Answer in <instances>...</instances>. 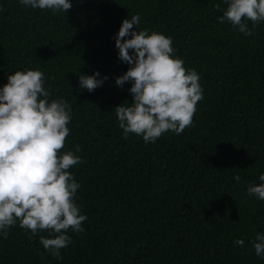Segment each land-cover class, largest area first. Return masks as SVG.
<instances>
[{
	"label": "trees",
	"instance_id": "16d2710c",
	"mask_svg": "<svg viewBox=\"0 0 264 264\" xmlns=\"http://www.w3.org/2000/svg\"><path fill=\"white\" fill-rule=\"evenodd\" d=\"M69 2L64 14L0 0V88L14 72L38 69L49 100L71 106L60 151L84 161L69 171L85 230L67 233L57 260L39 243L47 231L32 236L17 221L0 235V264H264L250 243L264 233V200L247 194L264 174V22H248L251 36L220 23L223 0ZM137 13V30L171 37L173 57L203 89L193 126L154 143L125 139L114 112L132 101L131 83L115 84L129 68L115 36ZM95 71L108 77L103 85L79 89V76Z\"/></svg>",
	"mask_w": 264,
	"mask_h": 264
},
{
	"label": "clouds",
	"instance_id": "9594fccd",
	"mask_svg": "<svg viewBox=\"0 0 264 264\" xmlns=\"http://www.w3.org/2000/svg\"><path fill=\"white\" fill-rule=\"evenodd\" d=\"M33 9H50L64 14L72 8L69 0H19ZM226 10L217 19L228 22L245 36L253 35L248 22H264V0H223ZM221 11L220 4L214 5ZM140 14L122 21L115 36L118 59L129 65L115 78V84L128 89L132 95L129 106L114 108L117 122L125 139L129 134L141 136L145 143H154L164 133L177 135L193 126L196 105L203 99L199 74L185 69L184 61L174 58L171 37L147 29L137 30ZM130 37V38H128ZM131 50V51H130ZM80 75L79 89L94 91L107 76ZM0 88V235L7 238L11 227L17 225L32 236L57 260L61 249L71 243L67 234L83 232L87 216L81 214L74 202L80 184L71 168L83 159L73 151L61 153L70 134L71 106L63 98L49 100L50 89L44 87V73L38 69L16 71ZM80 146H75V152ZM241 180L239 175L233 178ZM259 184L247 187V194L264 200V174ZM243 247L244 241L237 239ZM257 256L264 258V233H256L250 241ZM43 258V256H41Z\"/></svg>",
	"mask_w": 264,
	"mask_h": 264
}]
</instances>
